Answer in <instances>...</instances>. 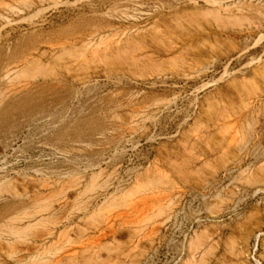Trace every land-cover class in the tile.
Segmentation results:
<instances>
[{"label":"rangeland","instance_id":"obj_1","mask_svg":"<svg viewBox=\"0 0 264 264\" xmlns=\"http://www.w3.org/2000/svg\"><path fill=\"white\" fill-rule=\"evenodd\" d=\"M0 264H264V0H0Z\"/></svg>","mask_w":264,"mask_h":264},{"label":"bare ground","instance_id":"obj_2","mask_svg":"<svg viewBox=\"0 0 264 264\" xmlns=\"http://www.w3.org/2000/svg\"><path fill=\"white\" fill-rule=\"evenodd\" d=\"M6 80H7V79H6ZM6 80H5V81H6ZM7 83H8V82H7ZM5 85H6V84H5ZM143 200H144V199H143ZM45 212H46V211H45Z\"/></svg>","mask_w":264,"mask_h":264}]
</instances>
